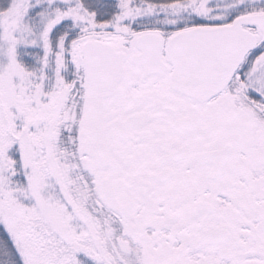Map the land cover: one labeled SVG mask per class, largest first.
I'll return each mask as SVG.
<instances>
[{
	"label": "snow or ice",
	"instance_id": "snow-or-ice-1",
	"mask_svg": "<svg viewBox=\"0 0 264 264\" xmlns=\"http://www.w3.org/2000/svg\"><path fill=\"white\" fill-rule=\"evenodd\" d=\"M0 264H264V0H0Z\"/></svg>",
	"mask_w": 264,
	"mask_h": 264
}]
</instances>
